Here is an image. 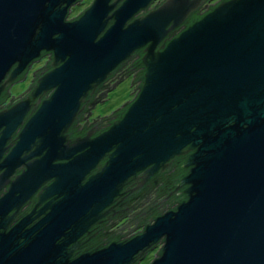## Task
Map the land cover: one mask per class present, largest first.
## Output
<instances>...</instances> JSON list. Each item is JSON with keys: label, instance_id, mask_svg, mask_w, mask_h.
<instances>
[{"label": "water", "instance_id": "95a60500", "mask_svg": "<svg viewBox=\"0 0 264 264\" xmlns=\"http://www.w3.org/2000/svg\"><path fill=\"white\" fill-rule=\"evenodd\" d=\"M76 1L0 0V97L51 55L0 110V264H137L158 246L150 264H264V0H223L176 34L206 0H93L67 21ZM138 50L141 86L122 115L71 138L88 96ZM185 156L177 207L79 251L90 227L111 228L125 197Z\"/></svg>", "mask_w": 264, "mask_h": 264}, {"label": "flooded vegetation", "instance_id": "af4514ba", "mask_svg": "<svg viewBox=\"0 0 264 264\" xmlns=\"http://www.w3.org/2000/svg\"><path fill=\"white\" fill-rule=\"evenodd\" d=\"M162 1H164V0H161L160 2H158L156 4V6L158 4H160ZM221 1H223V0H206L204 2L203 6L200 8L201 9V13H203V12L206 13L210 8H212L213 6H215L216 4H218ZM82 2H83V0H77L72 6H70V8L68 9V11H69L68 15H69L71 9L77 7ZM91 3L92 2L89 3V6L91 5ZM89 6H87L85 9H87ZM150 8H152V7H150ZM85 9H83L81 12H79V14H77L76 16H74L72 18H68L67 19V17H66V20L67 21L75 20L76 18H78L83 13V11ZM186 22H184L179 28L174 30V33L176 34L179 31H181L186 26ZM140 52H141V50H138V51H135L134 53H132V56L130 58H127L126 60H124L121 64H119V66L112 72V74L109 75V77L94 91L93 95L88 96L86 101L82 104L84 106V109H82V111L80 112L77 120L74 122V124L72 125V127L69 130V135H70L71 138H76L77 136L84 135V133L86 131L90 130V129H92V131H94L93 136H96L98 133L104 131L109 126L110 122L115 117H113L110 121H108L102 127H99V126L95 125L97 120L96 121H91L90 119H87L86 117H87V114L89 113V111L92 109L93 101L95 99L97 100V98H98V96L100 94L106 93L107 91H110L111 88H114L118 84V82H120L122 79H131L133 85H135L134 97L137 95L138 90H139V85L141 83L139 72L143 70L142 67H135V63L137 64ZM50 60H51V55L44 53L41 56L40 59H38L36 61H33L30 64L29 68H27V71L25 72V76L24 77L23 76L20 77L16 82H14L11 86H9L1 94V97H0V110L8 108L11 105H13L14 103H16V102H18L20 100H23L29 94V92L31 91V88H32L33 84L35 83L36 78L41 73H45L46 71H48V64H49ZM42 61H43V63H42L41 67L33 69L35 67L34 65L36 63H40ZM29 74H30V80H29L30 84H29L28 89L24 93L20 94L19 96L11 97L10 96L11 87L17 82H20V81L25 80V79L27 80L28 77H29ZM6 93H7V95H6ZM49 94H48V96H49ZM48 96H45V97H48ZM134 97H133V99H134ZM42 99H43V97H42ZM35 103H37V101H34L33 104H31V108L28 110V112L26 113V116L23 119L24 122L27 121V119L35 112V110L37 108V106H35ZM20 129H21V126H18V128L15 130L13 138L17 135V133L20 131ZM10 146H13V143ZM166 172H164V173H166ZM164 173H157L156 176L160 177V176H162V174L164 175ZM147 187L148 186L146 185L139 193H137V195L138 194L139 195H143L146 192ZM7 191H8V186L7 185H5V184L0 185V198L3 197L7 193ZM178 192L179 191L172 190L169 194L164 196L162 201H161V205H166V204L170 203L171 201L178 199L179 196L176 195ZM133 195L134 194L128 195L127 197L124 198V200L126 199V202H127L128 199H131V197H133ZM137 195L135 197H138ZM35 203H36V199H35V196H34V197L30 198V200L23 206V208L20 211V214L17 215V218H19L23 214L27 213L35 205ZM174 206H175V204L172 205L171 209H173ZM118 214H119V212H118V210H116L115 211V215L110 220L115 219V218L118 219ZM127 229L126 230L120 229V231H117V232L114 231L115 234L125 233L124 236L120 239V241H126V240L130 239L131 237L141 233L143 231L144 227L140 228V229H136V230L130 231L129 233H126ZM101 234H102L101 230H98V226L90 227L89 230L87 231V233L84 234L79 239V243H80L79 251H89V250H91L92 248H90V246L96 240H98L100 238ZM105 245H107V244L105 243V244H102V245L96 246V247H104ZM159 248H160V246H158L154 250L146 253L144 255L143 259L140 260L139 263L143 264L144 260H146L149 257L150 254H152L151 256H153V259H151L147 263V264H150L152 262V260H154L157 257V254L159 252Z\"/></svg>", "mask_w": 264, "mask_h": 264}, {"label": "trees", "instance_id": "16d2710c", "mask_svg": "<svg viewBox=\"0 0 264 264\" xmlns=\"http://www.w3.org/2000/svg\"><path fill=\"white\" fill-rule=\"evenodd\" d=\"M210 9H212V8H210ZM203 14H204V12L201 13V9H199L186 22V25H188L192 21L200 18L201 15H203ZM140 56H141V52H140L139 58H140ZM135 67H139L138 62H137V64L135 63ZM142 74H143V70L139 72L140 79L142 78ZM140 86H141V83H140L139 87ZM6 95H7V93H6ZM123 112H124V109L120 108V109L114 111L109 117L100 118L99 120H97L95 125L102 127L108 121H110L113 117H116V118L120 117ZM185 159H186V156L175 158L171 167L167 170L166 173H164V175L162 174V176H160V177L155 175L148 182L147 190L143 195L134 194L133 197H131V199H128L127 202L125 199L124 201L119 203V206L117 208V210L119 212L118 219L129 218V219H125L124 223H122L121 226H119V227L122 228V227L126 226V228H128L126 233H129L130 231H133L136 229L143 228L145 226V224L147 222H149L150 219H153V218L157 217L158 215H161V214L169 211L171 209L172 205H174V204H175L174 208L179 205V201H181L183 199V196H181V195L179 196L178 199L173 200L166 205H161V201H162L164 196H166L172 190H174V188L178 184L179 179L183 176V171H181L180 166ZM181 191H179V192H181ZM136 195L138 197H135ZM132 202H136V205L137 204H140V205L143 204L144 205L139 210L137 215H135L133 218L128 217V215H127L128 211L132 209ZM123 205H125V206H123ZM118 219L115 218V219L109 220V222H114ZM107 222L108 221H106V222L102 223L100 226H98V230H101L102 234H101L100 238L98 240H96L90 246V248L100 246V245L105 244V243L108 244L111 240H114V239L119 242L120 239L124 236L125 233L115 234L114 231H111L109 229V227L107 226ZM137 264H139V263H137Z\"/></svg>", "mask_w": 264, "mask_h": 264}, {"label": "rangeland", "instance_id": "374dc122", "mask_svg": "<svg viewBox=\"0 0 264 264\" xmlns=\"http://www.w3.org/2000/svg\"><path fill=\"white\" fill-rule=\"evenodd\" d=\"M160 1L161 0H156L151 5V7H153L155 4H157ZM90 2H93V0H83L81 4H79L77 7L70 10V13L67 16V19L72 18L76 16L77 14H79V12H81L83 9L89 6ZM42 63L43 61L40 63H36L34 65L35 67L33 66L34 67L33 69L41 67ZM29 80H30V74L27 80L25 79V80L15 83L10 89V96L11 97L19 96L20 94L25 92L29 87V84H30ZM134 87L135 85L133 84L131 85V79H122L120 82H118V84L114 88H111L110 91H107L105 93V96L100 98V101L101 100L103 101L95 102V105L90 110L91 112L90 117L88 116L89 118L87 117V119H90L91 121H93V119H98L99 117L110 115L112 111L116 110L119 107H122L127 101H131L135 94V90L133 89ZM139 208L140 207H135L134 209L130 210L128 214H132L134 211L138 210ZM128 217H131V216L128 215ZM125 219H129V218H125ZM125 219L120 218L109 229L111 231L112 230L115 231L119 229L120 228L119 226H121V224L124 223ZM126 229H127L126 227L123 228V230H126ZM151 255L152 254H150L149 257L146 260H144L143 264H147L151 259H153V256Z\"/></svg>", "mask_w": 264, "mask_h": 264}]
</instances>
